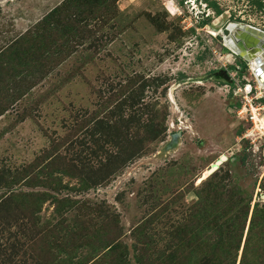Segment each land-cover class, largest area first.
Listing matches in <instances>:
<instances>
[{"label": "rangeland", "instance_id": "1", "mask_svg": "<svg viewBox=\"0 0 264 264\" xmlns=\"http://www.w3.org/2000/svg\"><path fill=\"white\" fill-rule=\"evenodd\" d=\"M230 23L264 31V0H0V264H163L215 172L264 216V93Z\"/></svg>", "mask_w": 264, "mask_h": 264}, {"label": "trees", "instance_id": "2", "mask_svg": "<svg viewBox=\"0 0 264 264\" xmlns=\"http://www.w3.org/2000/svg\"><path fill=\"white\" fill-rule=\"evenodd\" d=\"M217 179L226 178L218 172L212 174L198 190V199L188 208L182 222L167 231L163 264H236L246 227L239 264H256L261 259L264 216H257L255 205L247 226V218L240 216L236 199L239 192L235 193L228 185L221 186L222 181ZM248 252L253 253L250 259ZM254 254H257L255 259ZM154 255L152 264H158Z\"/></svg>", "mask_w": 264, "mask_h": 264}, {"label": "bare ground", "instance_id": "3", "mask_svg": "<svg viewBox=\"0 0 264 264\" xmlns=\"http://www.w3.org/2000/svg\"><path fill=\"white\" fill-rule=\"evenodd\" d=\"M228 33L225 35L227 36L228 34H230L233 38V41L235 44L238 45V43L242 46V48L244 49L245 54H247L248 56H252V58L248 61L250 63V68L252 69V71L254 72L255 68H256V64L254 62V58L255 56H264L263 52L264 49L262 48V46L264 45V42L261 38L254 36V35H245L242 37V32H244V25H236L234 23H230V26L228 27ZM263 70H264V64L262 66ZM257 84L259 86L260 91H262V93H264V86L262 83H260L258 81V76H255ZM250 89V88H249ZM256 124H257V128L261 129L262 132H264V117L259 119L256 115L254 116ZM260 122V124H258ZM260 130V131H261ZM172 139V138H171ZM221 162V161H220ZM217 167V164L214 165V168ZM206 177V174H204L200 179H204Z\"/></svg>", "mask_w": 264, "mask_h": 264}, {"label": "water", "instance_id": "4", "mask_svg": "<svg viewBox=\"0 0 264 264\" xmlns=\"http://www.w3.org/2000/svg\"><path fill=\"white\" fill-rule=\"evenodd\" d=\"M230 26V24L227 25L226 27V31H228V27ZM245 35H254L257 36L259 38H261L264 42V31L262 29L253 27V26H249V25H244V32H242V37ZM223 43L224 46L230 50L234 55L241 57L244 62H248L252 56H248L247 54L243 53L244 49L242 48V46L238 43L235 44L233 41V38L230 34H228L227 36L223 37ZM262 48L264 49V45L262 46ZM264 55V52H263ZM254 62L256 64V68L254 70V76H258V81L260 83L263 84L264 86V70L262 68L263 64H264V56L260 57V56H255L254 58ZM216 168L212 169L209 173H212Z\"/></svg>", "mask_w": 264, "mask_h": 264}, {"label": "built area", "instance_id": "5", "mask_svg": "<svg viewBox=\"0 0 264 264\" xmlns=\"http://www.w3.org/2000/svg\"><path fill=\"white\" fill-rule=\"evenodd\" d=\"M249 91H250V90H249ZM254 119H255V118H254L253 116L250 118L251 121H253Z\"/></svg>", "mask_w": 264, "mask_h": 264}]
</instances>
